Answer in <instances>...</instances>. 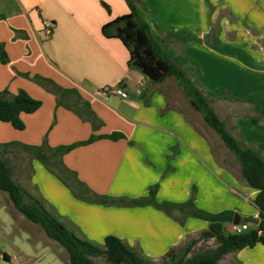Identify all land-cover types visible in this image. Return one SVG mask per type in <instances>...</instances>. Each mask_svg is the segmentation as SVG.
<instances>
[{
    "label": "crops",
    "instance_id": "0c3cea01",
    "mask_svg": "<svg viewBox=\"0 0 264 264\" xmlns=\"http://www.w3.org/2000/svg\"><path fill=\"white\" fill-rule=\"evenodd\" d=\"M102 2L110 6V12ZM209 2L215 6L213 14ZM222 7L235 18V30L250 29L264 39V0L137 3L154 39L198 80L211 105L215 99H226L221 92H231L226 99L232 114L230 129L264 156V51L239 49L242 40H229L224 31L216 34L217 43L212 41V24ZM128 12L124 0H0V45L9 57L7 64L0 62V92L25 90L42 102L36 112L21 114L22 130L0 121V155L2 146L13 142L40 146L47 139L55 148L120 132L125 138H101L74 148L63 156L65 166L99 195L136 199L158 185V202L181 203L195 189L198 208L212 213L233 210L241 217L243 212L235 206L237 178L222 166L190 113L174 104L169 78L151 82L129 66V51L119 39L102 34L104 24ZM48 23H53L50 34ZM170 33H191L192 38L182 41ZM106 86H119L129 93V99L99 95ZM58 87L75 89L81 98ZM253 96H257L253 102L246 101ZM235 103L246 104V111L233 110ZM91 113L103 123L97 130ZM252 118L261 122L254 123ZM18 148L27 150L13 146L6 154ZM32 166L31 184L39 189L38 198L46 208L77 235L99 245L106 236L114 235L159 261L187 237H195L209 226L195 217L183 218L177 211L169 216L153 205H103L77 199L39 161L34 159ZM223 188L230 189L224 193L227 200L218 195ZM245 190L253 200L256 192L247 185ZM245 199L253 216L257 215L252 200ZM8 259L13 260L10 255ZM226 259L264 264V246L227 254L220 263L225 264Z\"/></svg>",
    "mask_w": 264,
    "mask_h": 264
},
{
    "label": "trees",
    "instance_id": "16d2710c",
    "mask_svg": "<svg viewBox=\"0 0 264 264\" xmlns=\"http://www.w3.org/2000/svg\"><path fill=\"white\" fill-rule=\"evenodd\" d=\"M124 1L129 12L104 24L102 34L107 38L119 39L129 51V66L140 70L151 82L162 83L167 78H175L189 99L191 107L202 116L205 124L218 135L225 148L239 163L246 185L256 192L251 204L257 209L258 218L254 216L248 218L247 223L250 225L248 230L230 233L226 230L225 225L233 222L236 212L222 210L212 213L198 208L195 204V189L192 190L191 197L181 203L158 202L156 199L158 185L150 187L147 196L136 199L114 198L93 192L77 179L75 172L65 166L63 156L76 147L90 144L101 138L111 140L125 138V135L120 132L93 135L86 141L55 148L48 145L47 139L40 146H29L17 142L4 144L2 146L3 153L0 155V191L8 195L14 208L20 214L32 223L39 225L49 238L66 249L70 264H98L95 259L100 257H104L109 264H221V260L227 254L245 248H254L258 244L264 246V234L259 235L256 227L258 225V228L264 231V156L261 150L254 145H247L243 141L237 140L231 134L225 122L212 107L210 96L205 94L197 82L188 75L179 60L169 54L166 47L154 39L151 25L141 16L137 8L138 0ZM102 5L108 12L111 11L108 4L102 2ZM209 5H211L210 2ZM169 36L182 41L192 38L191 33H187V36L182 33H170ZM211 39L215 43L219 41L215 36ZM0 62L4 64L9 62L3 45H0ZM45 80L56 84L51 79ZM58 88L66 94H77L81 98L75 89ZM256 98L257 96H253L246 101L253 102ZM41 105L40 100L34 99L25 90H20L17 94L4 90L0 92V121L11 124L17 130H22L25 128V124L21 114L34 113ZM91 114L95 121V123L93 121L94 129L97 130L103 123H98L99 120L95 114ZM252 121L254 123L261 122L256 118H252ZM13 146H22L32 152L34 158L69 188L77 199L103 205H153L169 216H173V213L177 211L182 214L183 218L195 217L207 221L209 226L197 238L191 239L181 248L170 250L160 261H155L144 253L136 251L114 235L106 236L102 245L94 243L65 226L53 211L44 206L41 199L26 191L15 181L14 171L6 157V152ZM180 223L182 224L183 221L181 220ZM211 239H214L217 244L214 248H207L191 255L197 243ZM4 259L9 260L8 255L5 254Z\"/></svg>",
    "mask_w": 264,
    "mask_h": 264
},
{
    "label": "rangeland",
    "instance_id": "374dc122",
    "mask_svg": "<svg viewBox=\"0 0 264 264\" xmlns=\"http://www.w3.org/2000/svg\"><path fill=\"white\" fill-rule=\"evenodd\" d=\"M208 6L211 14H213L215 6L213 4L209 5V3ZM234 22L235 18L230 13V11L222 7L212 24V28L214 29V31H211L210 37L212 38L213 36H216L217 33L220 34L224 31L226 33L227 39L233 40L235 38H239L242 40L240 42V45L238 43L239 49L244 50L248 48L249 50H258L263 52L264 39H258L256 37L257 33L255 31H251L250 29H244L242 31L235 30V28L233 27V25L235 24ZM246 37H248V40H245L247 39ZM250 37H253V39L250 40ZM196 82L197 84H199L198 80H196ZM167 84H170V86L174 89V93L176 96L173 99V102H175L174 104L178 108L184 109L190 113V117L195 122V124L198 125L197 127L205 131L208 139L211 141L213 151L217 155V158H219V160L222 162V166L229 170L237 178L239 185L236 188V192L238 194L236 196L235 206H237L238 209L243 212L240 213L241 217L243 219L252 217L253 210L245 197H247L249 201H251L252 198H250V191L245 190L246 183L241 175L239 163L237 162L235 157L227 150V148H225L218 135L205 124L202 116L191 107L189 99L185 96L182 88L179 86L175 78H169L167 80ZM223 92H221V94H224L226 96V99L230 97L231 92L227 90ZM226 99H215L212 107L217 112L221 120L225 122L231 134L237 140L241 141L230 129L232 114L230 110V104ZM233 108V110L245 112L246 104L235 103L233 105ZM6 157L14 171L15 181L20 184L26 191H28L32 195L39 197L36 191H39V189L34 188L31 184V176L33 172L32 162L35 159L34 154L27 150L18 148L8 152L6 154ZM39 163L41 162L39 161ZM223 189L224 190L219 191L218 195L223 200H227L224 193H228L226 191L230 189ZM44 206L46 207V203L44 204ZM199 234H197L195 237H187L184 244H182L179 248L188 243L191 239L197 238ZM216 245L217 244L214 239H211L209 241H200L195 245L191 255L201 252L202 250L207 248H214ZM4 254L10 255L13 258L12 262L10 260L4 259ZM21 261L24 264H70L69 254L66 249L55 240L49 238L39 225L32 223L22 214H20L14 208L8 195L0 191V264H20ZM95 261L98 264H109L104 257L96 258ZM223 263L241 264L235 259L230 261L226 259Z\"/></svg>",
    "mask_w": 264,
    "mask_h": 264
},
{
    "label": "built area",
    "instance_id": "2783aa9c",
    "mask_svg": "<svg viewBox=\"0 0 264 264\" xmlns=\"http://www.w3.org/2000/svg\"><path fill=\"white\" fill-rule=\"evenodd\" d=\"M53 28V23H48L46 25V30L50 34L51 30ZM99 95L103 97H108L109 95H116L121 97L122 99H129V93L120 88L119 86H106L98 93ZM255 218H258V214L254 216ZM249 223L247 222H240L239 224H235L233 222L227 223L225 225V228L230 233H240L242 231L249 229ZM258 234H264V231L258 228V225H256Z\"/></svg>",
    "mask_w": 264,
    "mask_h": 264
},
{
    "label": "water",
    "instance_id": "95a60500",
    "mask_svg": "<svg viewBox=\"0 0 264 264\" xmlns=\"http://www.w3.org/2000/svg\"><path fill=\"white\" fill-rule=\"evenodd\" d=\"M241 221L248 222V218H241L238 213L234 215L233 223L239 224Z\"/></svg>",
    "mask_w": 264,
    "mask_h": 264
}]
</instances>
